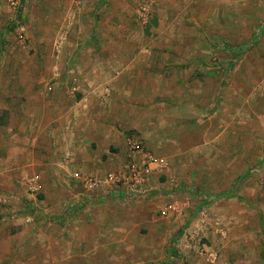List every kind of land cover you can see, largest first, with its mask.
Wrapping results in <instances>:
<instances>
[{"label": "rangeland", "instance_id": "rangeland-1", "mask_svg": "<svg viewBox=\"0 0 264 264\" xmlns=\"http://www.w3.org/2000/svg\"><path fill=\"white\" fill-rule=\"evenodd\" d=\"M106 1L85 12L81 39H100L88 30L108 16ZM158 1L144 0L137 40L150 58L149 88L134 105L153 132L144 152L168 169L158 182L180 194L179 219L160 209L151 222L107 217L121 198L92 199L82 183L99 175H50L28 151L18 174L4 160L14 140L0 137V264H232L233 256L264 264V0ZM75 6L21 0L12 10L0 0V130L11 138L15 108L58 82L51 69L64 68L67 54L53 43L67 36ZM183 81L181 96L191 81L203 84L195 107L174 95ZM5 164L15 171L3 174Z\"/></svg>", "mask_w": 264, "mask_h": 264}, {"label": "crops", "instance_id": "crops-1", "mask_svg": "<svg viewBox=\"0 0 264 264\" xmlns=\"http://www.w3.org/2000/svg\"><path fill=\"white\" fill-rule=\"evenodd\" d=\"M61 1L77 5L75 12L68 15L67 36L53 43L67 54L65 67L58 69L61 66L59 62L51 69L52 79L58 81L53 88L35 89L28 106L15 108L17 120L10 121L8 126L14 128L12 138L1 126L3 141L14 140L4 160H12L13 168L18 166V174L21 171L19 157L28 151L30 161L46 160V171L53 176L71 173L104 176L113 172L128 175L132 160L139 167L145 162L147 152L144 149L149 151L146 145L149 146V139L153 137L145 120L147 111L134 105L135 101L142 100L149 88L150 58L144 55L143 41L137 40L145 21L144 0H107L100 12L107 6L108 16L96 23L89 20L91 26L88 31L99 33V40L90 39V35L81 39L79 32L83 28L87 30L85 12L88 13L96 1L102 0H85L80 5L69 0ZM105 31L112 33L108 41L102 39ZM201 85L191 81L189 96H181L187 82L178 84L175 90L179 91V87L180 91L174 94L177 101H181L182 106L195 107L199 98L198 86ZM139 118L140 124L135 122ZM130 131H137L140 135L127 136ZM137 139L143 144V152L131 154L129 144ZM21 161L24 163V158ZM8 165L3 167V174L15 171ZM167 172L168 169L152 168L143 184L135 190L125 186L114 193V197L118 194L122 200L116 198L109 202L118 206L116 212L119 217L113 214V210L107 217L117 218V221L122 219V222L131 217L151 222L163 205L179 203L180 194L174 191L171 196L167 195V185L158 182V178ZM129 190L134 193L131 197L141 193L145 197L128 198L126 193ZM92 199H97V196ZM173 219L179 218L174 216ZM231 258L235 260L232 264L244 263L241 257Z\"/></svg>", "mask_w": 264, "mask_h": 264}, {"label": "built area", "instance_id": "built-area-1", "mask_svg": "<svg viewBox=\"0 0 264 264\" xmlns=\"http://www.w3.org/2000/svg\"><path fill=\"white\" fill-rule=\"evenodd\" d=\"M72 1L78 5L83 4L85 0H69ZM21 0H7V5L9 9L17 10L19 8ZM140 140L132 141L131 144H129V147L131 148L130 153H142L143 147ZM131 155V159H132ZM146 160L142 165L139 167L137 163L132 160L131 164L128 166V175H122L118 172L113 173H107L104 176H91V177H85L83 179V188L84 190L92 194V196H97V198L100 197L101 194L104 196H113L114 193L121 190L123 187L131 188L130 190H135L136 187L143 184L145 178L147 175H149L152 168H162L164 169L166 164L163 160L157 159L149 154L145 155ZM135 163V164H134ZM263 165H264V157H263ZM75 178H79V175H74ZM31 192H33L35 189H30ZM127 191V197L128 198H134V199H143L145 196L143 193L137 194L134 197H131L132 191ZM126 192V191H125ZM175 215L179 217L182 214L181 207L177 206V203H171L168 205H165L160 209V216L161 217H168L170 215ZM211 262H215L218 260V257L216 255H211ZM214 264V263H213Z\"/></svg>", "mask_w": 264, "mask_h": 264}]
</instances>
